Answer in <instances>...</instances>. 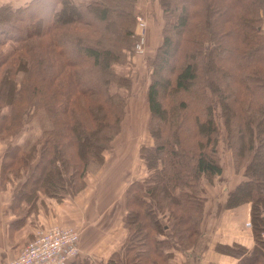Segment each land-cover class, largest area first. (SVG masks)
I'll return each instance as SVG.
<instances>
[{
	"label": "trees",
	"instance_id": "1",
	"mask_svg": "<svg viewBox=\"0 0 264 264\" xmlns=\"http://www.w3.org/2000/svg\"><path fill=\"white\" fill-rule=\"evenodd\" d=\"M136 3L0 6V139L19 136L40 114L48 121L37 135L5 147L1 178L24 173L13 209L37 192L56 199L76 194L84 175L103 165L125 120L127 96L119 89L129 85L113 64L134 47ZM160 7L170 17L146 61L152 145L139 150L148 175L125 191L124 264H167L172 252L165 248L196 245L204 209L200 188L222 172L221 138L244 177L225 205L250 204L256 244L217 249L237 257L236 264H263L264 0H160ZM8 42L17 48L5 50ZM166 213L164 230L160 216Z\"/></svg>",
	"mask_w": 264,
	"mask_h": 264
},
{
	"label": "crops",
	"instance_id": "2",
	"mask_svg": "<svg viewBox=\"0 0 264 264\" xmlns=\"http://www.w3.org/2000/svg\"><path fill=\"white\" fill-rule=\"evenodd\" d=\"M144 2L138 0L136 7L142 9L140 5ZM145 106L148 132L150 112L147 97ZM128 122L132 129L123 134L122 126V133L113 140L118 142L119 137L124 138L125 142L120 146L121 153L115 155L112 152L115 148L113 144L105 154L103 165L96 172L84 175L85 186L82 190L76 194L68 192L60 199L37 192L36 200L34 198L27 202L28 208L35 202L37 206L26 211V216L16 214L12 207L17 194L14 181L9 182L12 179L8 177L1 178V161L6 145L22 144L24 136L0 139V264L15 257L37 227L51 223L76 228L80 232L79 253L69 264H86L93 260L106 263L115 253L123 254L128 243V233L122 224L126 212L125 191L132 181L147 176L148 169L139 156V149L144 141L151 139L150 134L148 139L143 137L141 118L130 117ZM221 142L222 138L218 148ZM218 152L221 158L226 156V151L219 149ZM134 162L136 169L132 167ZM224 169L214 176L223 177V184L205 181L201 184L200 196L204 201V209L196 245L184 250L174 243L169 264H236L238 258L218 250L217 244H239L249 250L255 246L250 225V204L243 203L232 208L225 205L227 196L244 179L242 171L234 172L230 166H227L226 171ZM261 237L264 240V231Z\"/></svg>",
	"mask_w": 264,
	"mask_h": 264
},
{
	"label": "rangeland",
	"instance_id": "3",
	"mask_svg": "<svg viewBox=\"0 0 264 264\" xmlns=\"http://www.w3.org/2000/svg\"><path fill=\"white\" fill-rule=\"evenodd\" d=\"M30 0H0V6L10 3L14 8H18V7H24L29 3ZM81 1H89V0H76V3L81 2ZM142 1V0H141ZM138 3V0H137ZM136 3V6H137ZM140 7L142 9H139L138 7H135V12L134 13V18H133V34L134 31L136 29V15H141V17L145 20L146 22V30H145V44H144V53L143 54H137L135 53V51L133 50V47L126 51V56L124 58L123 61L118 62L113 64V69L115 71V73L119 76L124 77V83L127 84L128 87H121L119 89V92L124 95V97H126V115H125V120L124 121V125H123V134H127V131L129 132L132 129V126L130 125V123L128 122V119L130 117H136L138 119H142L143 123H142V133H143V137H145L146 139H148L149 136V131L147 132V110H146V106H145V98H146V90L148 87V84L150 83V78H151V70L148 69L146 61L151 59V57L155 54L156 48L161 44L162 42V29L163 27L166 26V17H170L169 14H165L162 11V8L160 7V0H145V2L143 4L140 5ZM168 13V12H167ZM170 22L167 25V27L170 26L169 32L172 33V29H171V24H172V17L169 18ZM264 35V24H262L261 27H259ZM135 37V35H134ZM136 38V37H135ZM136 42V39H135ZM17 44L14 42H8L6 44V47H4L5 50L8 49H14L17 48ZM150 49V51H149ZM147 51H149V54L147 53ZM167 69L164 70V74H166ZM21 76V75H20ZM127 79V80H125ZM116 88L115 85L112 86L111 90L113 91ZM115 91V90H114ZM8 111V108L7 110ZM221 121V120H220ZM48 126V121L45 118L44 114H40L39 118H37L32 124L25 126V128L23 129V131H21L19 133V135L24 136V139H30L31 137H33L34 135H37L39 133V129L47 127ZM221 126L222 128L224 127L223 122L221 121ZM127 130V131H126ZM225 131V130H224ZM122 133V132H121ZM120 135V134H119ZM18 137V136H17ZM151 137V136H150ZM14 138V137H13ZM117 138V137H115ZM121 139V140H120ZM24 140V141H25ZM151 140V142H150ZM122 142L124 143L125 140L122 137L118 138V142L113 141L111 143V148L112 145L114 144V149H113V153H115V155H118V152L121 153L120 149H122V147L120 148ZM144 143V144H143ZM142 143L143 146L140 147H148L152 145V139H148L146 141H144ZM135 145V144H134ZM135 147H137V145H135ZM137 149V148H135ZM139 149V150H140ZM219 149H222L224 151H226V156L222 157L220 156V153L218 152V157L220 160V164L222 165L224 171L227 170V166H230L232 168V170L234 171V165H236L234 158L231 154V152L229 150H226V146L223 142H221ZM132 150V149H131ZM112 152L109 154L111 155ZM136 157V156H135ZM137 161L139 162V159H137ZM133 169H136V164L135 162L132 164ZM138 172V170H137ZM235 172V171H234ZM228 174V173H226ZM148 175V174H147ZM8 177L9 182L14 181L15 183V187H16V192H18L19 190V186L21 183V178L24 176L23 171L21 170L17 175L13 172V173H8L6 175ZM215 178V179H214ZM4 181H6L7 183V179H5ZM210 183L213 182H217V183H224L225 179H223V177H213L210 181ZM36 200V199H35ZM28 203L26 201H22L20 202L19 206L16 208L15 207V212L16 214H20L22 216H26L27 213L26 211H30L31 209H33V207L37 206L36 202L35 204L31 205V207L28 208ZM34 212L36 213V209L34 210ZM168 213L161 215L160 219L161 222L164 225V230L167 229V224L169 223L168 219L169 217H167ZM161 239H166V241H168V239L170 240L169 237H162ZM167 247V246H166ZM172 249V246L170 247ZM166 253H169L170 249H166L165 250ZM168 256V254L166 255ZM172 254H170L169 257H171ZM124 255L122 253H118V257H116V259L114 260H108L106 263H101L97 260H93L90 261L86 264H124ZM169 262V261H168ZM167 262V264H169ZM165 264V263H164Z\"/></svg>",
	"mask_w": 264,
	"mask_h": 264
},
{
	"label": "built area",
	"instance_id": "4",
	"mask_svg": "<svg viewBox=\"0 0 264 264\" xmlns=\"http://www.w3.org/2000/svg\"><path fill=\"white\" fill-rule=\"evenodd\" d=\"M136 42L133 50L143 54L146 22L136 15ZM80 232L76 228L51 223L39 226L18 254L3 264H69L79 253Z\"/></svg>",
	"mask_w": 264,
	"mask_h": 264
}]
</instances>
